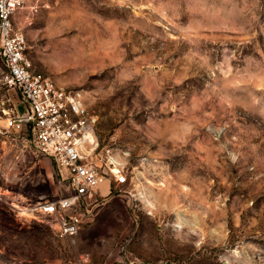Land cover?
Listing matches in <instances>:
<instances>
[{"label":"rangeland","instance_id":"374dc122","mask_svg":"<svg viewBox=\"0 0 264 264\" xmlns=\"http://www.w3.org/2000/svg\"><path fill=\"white\" fill-rule=\"evenodd\" d=\"M13 22L127 183L61 239L35 207L65 172L0 115V264H264V0H31Z\"/></svg>","mask_w":264,"mask_h":264},{"label":"built area","instance_id":"2783aa9c","mask_svg":"<svg viewBox=\"0 0 264 264\" xmlns=\"http://www.w3.org/2000/svg\"><path fill=\"white\" fill-rule=\"evenodd\" d=\"M30 1L0 0V72L5 68L0 86L13 92L28 108L20 114L15 103L7 107L11 102L8 98L0 101V115L7 131L30 129L36 149L65 172L70 193L42 198L35 208L54 219L61 239H72L83 230L90 207L101 197L100 187L105 182L122 187L127 174L114 158H108L105 167L96 163L97 117L86 107L81 93L59 86L35 70L27 54L26 35L13 23L14 15ZM75 264L94 263L89 254H80Z\"/></svg>","mask_w":264,"mask_h":264},{"label":"crops","instance_id":"0c3cea01","mask_svg":"<svg viewBox=\"0 0 264 264\" xmlns=\"http://www.w3.org/2000/svg\"><path fill=\"white\" fill-rule=\"evenodd\" d=\"M18 13V12H17ZM16 13V14H17ZM16 14L14 15V17L16 16ZM14 17H13V20H14ZM14 23V22H13ZM14 26H15V24H14ZM18 27V28H17ZM15 26V28H17V29H20V30H22L21 28H19V26ZM27 38V37H26ZM17 99L15 100V105H18V104H20L21 103V101H20V99L18 98V97H16ZM105 186V187H104ZM103 187H104V191H103V193L102 194H100V196L101 197H106V196H108L109 194H110V187H111V184L109 183V182H106L104 185H103ZM100 188H102V186L100 187ZM85 228V227H84ZM84 228H83V230H84Z\"/></svg>","mask_w":264,"mask_h":264},{"label":"bare ground","instance_id":"6f19581e","mask_svg":"<svg viewBox=\"0 0 264 264\" xmlns=\"http://www.w3.org/2000/svg\"><path fill=\"white\" fill-rule=\"evenodd\" d=\"M94 137H91L90 140H92Z\"/></svg>","mask_w":264,"mask_h":264}]
</instances>
